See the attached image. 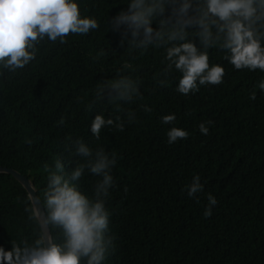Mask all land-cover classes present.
Masks as SVG:
<instances>
[{
	"label": "trees",
	"instance_id": "16d2710c",
	"mask_svg": "<svg viewBox=\"0 0 264 264\" xmlns=\"http://www.w3.org/2000/svg\"><path fill=\"white\" fill-rule=\"evenodd\" d=\"M75 2L82 17L99 22L97 30L69 34L63 44L45 39L27 66L16 72L0 69V166L29 177L42 203L44 166L54 167L62 156L67 173L81 159L70 140L79 137L93 150L103 146L116 153L111 173L116 187L106 201L107 235L114 247L104 264H264V92L256 87L264 71L236 70L224 59L226 53L213 47L209 63L224 67L223 83L182 95L175 90L180 73L173 68L163 74V47L142 52L120 46V32L110 21L127 9L128 0ZM192 39L198 45V38ZM124 62L133 65L123 74L139 81L140 96L117 111L107 100H97L96 90L115 79ZM144 105L152 111H144ZM128 110L136 116L132 123ZM96 114L121 116L124 131L106 127L97 139L90 131ZM167 114L175 115L174 124L161 123ZM209 119L214 123L203 135L198 125ZM173 126L187 130L188 139L168 144L166 133ZM196 175L203 191L189 198L184 189ZM97 180L86 173L78 182L80 191L91 197ZM209 193L217 204L205 218ZM30 203L19 183L0 173V247L5 251L41 235L39 223L24 211ZM47 226L59 241V230Z\"/></svg>",
	"mask_w": 264,
	"mask_h": 264
},
{
	"label": "clouds",
	"instance_id": "9594fccd",
	"mask_svg": "<svg viewBox=\"0 0 264 264\" xmlns=\"http://www.w3.org/2000/svg\"><path fill=\"white\" fill-rule=\"evenodd\" d=\"M171 9L166 15V10ZM112 30L120 32V46L132 51H147L149 47L165 49L167 64L163 74L173 68L180 73L175 90L189 95L201 86L223 83L225 69L218 63H209V49L219 47L236 70L264 71V0H128L127 9L111 21ZM153 24L156 26L153 27ZM100 27L90 16H81L75 0H0V69L16 72L36 57L38 45L47 39L52 43H66L69 34L87 35ZM189 28L196 29L193 32ZM198 38V45L193 41ZM133 70L124 62L113 80H105L96 90L97 100H107L117 106L129 104L140 96L139 81L124 70ZM154 79H156L154 77ZM164 85V80H158ZM264 92V80L256 86ZM255 99V94L251 96ZM143 110L151 112L147 105ZM128 123L136 120L133 110L125 113ZM162 124H174V114L163 115ZM64 119L59 121L64 124ZM214 122H201L198 129L208 135ZM113 126L124 131L125 122L117 115L115 120L96 114L90 131L100 138L102 129ZM168 144L187 140L189 132L170 127L166 133ZM76 161L65 173L62 156L54 167L44 166L47 185L43 202L29 195L31 202L24 208L28 219L59 230V241L48 235L13 243L10 250L0 247V264H104L114 247L109 232L111 212L106 208L110 189L116 187L112 169L117 163L114 152L103 146L93 150L82 138L70 140ZM86 173L98 177L92 196L80 191L78 182ZM199 175L192 178L184 191L193 198L203 191ZM203 216L211 217L216 198L209 193Z\"/></svg>",
	"mask_w": 264,
	"mask_h": 264
},
{
	"label": "water",
	"instance_id": "95a60500",
	"mask_svg": "<svg viewBox=\"0 0 264 264\" xmlns=\"http://www.w3.org/2000/svg\"><path fill=\"white\" fill-rule=\"evenodd\" d=\"M0 173H6L11 175L23 187L28 197L30 194L36 196L35 189L29 177L21 175L19 172L15 171L14 169L2 167V166H0ZM39 226H40L41 235H43L46 238L49 235V230H48V226L43 223V217L39 222Z\"/></svg>",
	"mask_w": 264,
	"mask_h": 264
}]
</instances>
